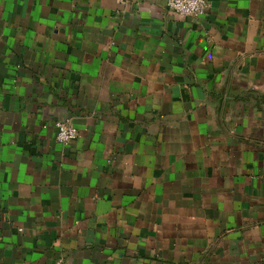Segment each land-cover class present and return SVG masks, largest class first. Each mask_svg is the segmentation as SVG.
I'll use <instances>...</instances> for the list:
<instances>
[{
  "label": "crops",
  "instance_id": "obj_1",
  "mask_svg": "<svg viewBox=\"0 0 264 264\" xmlns=\"http://www.w3.org/2000/svg\"><path fill=\"white\" fill-rule=\"evenodd\" d=\"M168 1L0 0V264H264V0Z\"/></svg>",
  "mask_w": 264,
  "mask_h": 264
},
{
  "label": "built area",
  "instance_id": "obj_2",
  "mask_svg": "<svg viewBox=\"0 0 264 264\" xmlns=\"http://www.w3.org/2000/svg\"><path fill=\"white\" fill-rule=\"evenodd\" d=\"M121 2H134L135 0H119ZM208 2L206 0H169L168 9L171 12L184 16L186 18H197L201 16ZM57 140L61 144H70L78 139V131L66 122L57 124ZM55 264H65L63 260H58Z\"/></svg>",
  "mask_w": 264,
  "mask_h": 264
}]
</instances>
